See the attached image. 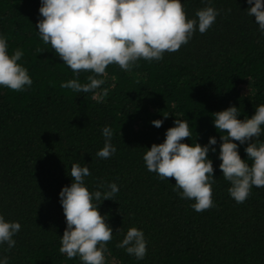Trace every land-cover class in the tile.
<instances>
[{"label":"trees","instance_id":"trees-1","mask_svg":"<svg viewBox=\"0 0 264 264\" xmlns=\"http://www.w3.org/2000/svg\"><path fill=\"white\" fill-rule=\"evenodd\" d=\"M40 2L0 0V36L10 56L23 52L17 63L32 80L23 91L0 85V215L21 225L14 247L0 243V257H8V264H83L79 256L59 252L66 228L59 192L72 183L71 165L79 163L91 173L85 177L90 192L106 191L109 183L119 188L114 201L98 206L113 231L105 264H264V187L252 186L243 203L230 196L212 115L236 106L243 120L264 104V33L247 14V0H210L219 14L205 33L197 29L178 51L159 61L141 58L129 71L110 64L96 77L104 83L89 93L61 87L72 79L88 83L95 74L74 73L42 41L36 28ZM180 2L189 19L209 6V0ZM156 119L163 121L159 128L152 124ZM175 119L189 124L192 135L184 143L217 141L207 155L214 207L203 212L181 198L174 178H159L143 159ZM105 126L112 129L116 152L101 159L96 153L104 146ZM233 142L251 165L247 142ZM254 142L264 143V125ZM129 227L144 234L143 259L117 247Z\"/></svg>","mask_w":264,"mask_h":264},{"label":"clouds","instance_id":"clouds-1","mask_svg":"<svg viewBox=\"0 0 264 264\" xmlns=\"http://www.w3.org/2000/svg\"><path fill=\"white\" fill-rule=\"evenodd\" d=\"M247 14L254 16L264 33V2L247 0ZM39 13L42 17L36 28L45 44L74 72H91L88 83L72 79L61 84L62 88L77 93H89L99 88L110 64L129 71L139 59L161 60L165 52H176L191 39L198 29L205 33L216 20L218 10L206 6L196 11V19H189L180 0H41ZM40 53V49H37ZM23 52L17 49L11 56L5 37L0 36V85L10 90L23 91L32 80L27 69L17 63ZM103 95H107V89ZM95 98L100 99V96ZM214 126L220 132L219 168L231 186L230 196L239 204L250 195L252 186L264 187V143L254 142L261 135L264 125V104L246 119L238 118V107L215 112ZM167 114L164 115L167 118ZM152 124L159 128L163 121ZM104 146L96 153L101 159L110 158L116 148L111 143L112 129L103 127ZM186 120L175 119L162 143H153L144 154V162L150 172L159 178L175 179V188L182 190L181 198L193 200L191 207L203 212L214 207L212 187L215 183L212 161L207 158L210 145L217 143L209 137L208 144L184 143L191 137ZM238 141L245 144V152L251 165L238 153ZM72 183L63 186L59 202L63 208L66 228L61 236L59 252L72 259L79 256L83 264H105L106 244L112 240L113 231L106 218L98 211L102 200H113L119 191L116 183H109L106 191L90 192L85 177L91 175L87 166L73 163L70 168ZM99 188L105 185L101 182ZM18 222L6 221L0 215V243L9 249L15 246L13 236L19 232ZM138 260L147 253V241L142 230L129 227L124 238L117 244ZM0 264H8V257H0Z\"/></svg>","mask_w":264,"mask_h":264}]
</instances>
